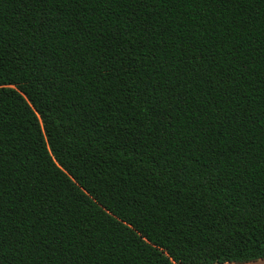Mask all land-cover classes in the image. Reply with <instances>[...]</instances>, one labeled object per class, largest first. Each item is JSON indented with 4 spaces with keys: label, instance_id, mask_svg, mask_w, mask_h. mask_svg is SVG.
<instances>
[{
    "label": "trees",
    "instance_id": "16d2710c",
    "mask_svg": "<svg viewBox=\"0 0 264 264\" xmlns=\"http://www.w3.org/2000/svg\"><path fill=\"white\" fill-rule=\"evenodd\" d=\"M156 4L0 0V264L264 258V0Z\"/></svg>",
    "mask_w": 264,
    "mask_h": 264
},
{
    "label": "snow or ice",
    "instance_id": "6c2138e0",
    "mask_svg": "<svg viewBox=\"0 0 264 264\" xmlns=\"http://www.w3.org/2000/svg\"><path fill=\"white\" fill-rule=\"evenodd\" d=\"M135 2L138 3L139 5H142L145 8H156L157 7L156 0H135ZM57 7H59V5H57ZM154 14H157V13H154ZM0 46H3L2 40H0ZM251 264H264V260L257 261L253 259L251 261Z\"/></svg>",
    "mask_w": 264,
    "mask_h": 264
},
{
    "label": "crops",
    "instance_id": "0c3cea01",
    "mask_svg": "<svg viewBox=\"0 0 264 264\" xmlns=\"http://www.w3.org/2000/svg\"><path fill=\"white\" fill-rule=\"evenodd\" d=\"M261 260H264V258L263 259H259L257 261H261ZM222 264H251V262H246V263L225 262V263H222Z\"/></svg>",
    "mask_w": 264,
    "mask_h": 264
}]
</instances>
